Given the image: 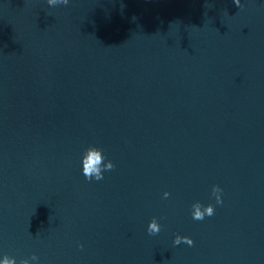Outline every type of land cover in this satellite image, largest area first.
<instances>
[{"label":"water","instance_id":"water-1","mask_svg":"<svg viewBox=\"0 0 264 264\" xmlns=\"http://www.w3.org/2000/svg\"><path fill=\"white\" fill-rule=\"evenodd\" d=\"M5 257L264 264V0H0Z\"/></svg>","mask_w":264,"mask_h":264},{"label":"clouds","instance_id":"clouds-1","mask_svg":"<svg viewBox=\"0 0 264 264\" xmlns=\"http://www.w3.org/2000/svg\"><path fill=\"white\" fill-rule=\"evenodd\" d=\"M49 5H57L63 4L68 5L70 0H47ZM235 4L239 6L240 0H235ZM105 157L103 154V150L98 147H89L86 149L85 154L83 156V174L88 180H92L93 178L97 181L102 180L104 178L105 170H112L115 165L113 161L108 160L107 163L104 162ZM222 188L219 185H214L212 189V194L216 197V203L222 204ZM169 195L168 192L164 193V196L167 197ZM193 218L195 220H203L205 216H213L215 214V205L208 204L207 206L202 205L200 202H196L193 204ZM161 230V224L158 222L156 218H153L149 224L148 231L150 234L159 233ZM181 242L187 243L188 245H192L194 243L192 237L190 236H181L177 235L174 243L176 245L181 244ZM33 259H38L35 255L32 257ZM3 264H14L13 260H9L5 257ZM25 264L27 262L25 261Z\"/></svg>","mask_w":264,"mask_h":264}]
</instances>
